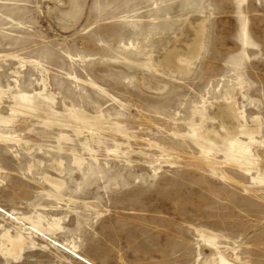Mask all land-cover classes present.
Segmentation results:
<instances>
[{"label": "rangeland", "instance_id": "1", "mask_svg": "<svg viewBox=\"0 0 264 264\" xmlns=\"http://www.w3.org/2000/svg\"><path fill=\"white\" fill-rule=\"evenodd\" d=\"M3 2L0 53L27 63L0 61V127L33 147L0 142V204L61 217L64 229L35 236L39 245L17 262L0 255V264H87L78 253L95 264H201L211 239L221 250L237 246L226 250L236 264H264V183L223 163L225 148L209 146L210 158L194 140L202 125L225 132L216 112L234 86L248 118L261 117L264 138V0ZM202 21L190 71L162 64L173 46L186 51ZM45 78L57 105L37 94ZM23 91L48 111L3 124ZM75 107L95 133L55 120ZM59 143L63 153L51 147ZM47 174L66 180L61 193Z\"/></svg>", "mask_w": 264, "mask_h": 264}, {"label": "bare ground", "instance_id": "2", "mask_svg": "<svg viewBox=\"0 0 264 264\" xmlns=\"http://www.w3.org/2000/svg\"><path fill=\"white\" fill-rule=\"evenodd\" d=\"M0 3H4L3 0H0ZM195 30L194 34H196V38L194 42L187 43L186 51L181 50L176 47L177 45H175L172 49L166 52L161 60V63L167 68L177 71L178 73L184 74L190 71L192 63L191 59L199 53L201 48L199 45H201L202 41L204 22H199L197 27H195ZM11 55L15 56L14 54L0 53V61ZM15 57L20 60L21 67L26 65L27 59L24 57ZM35 63L43 65L40 61H35ZM1 67L2 66L0 65V69ZM14 73L17 77L20 74V71L16 69ZM47 80L48 79L46 78L44 79L43 88L42 90L37 91V94L42 98L44 103L49 102L50 106L57 105V95L54 92L49 91ZM143 81L149 82L147 78H144ZM0 89L2 88L0 87ZM237 94V87L234 86L227 89L223 97L224 105L220 106L216 112V117L221 120L220 124L225 132L217 129L215 126L206 128L202 125L194 131V136H196L194 137V140L199 146H201L203 149L202 151L206 152L210 158L212 153L209 146L215 148H225L228 153L223 163L229 164L233 168H239L245 174L256 171V175L253 176V180L258 184L264 183V138L261 136L263 131V122H261L262 120L259 115L251 119L248 118L246 111L243 109V105L237 97H235ZM35 97L36 96L33 93L23 91L21 104L19 107L12 108L13 110L10 111L12 114L10 121L5 120V123L3 124L8 125L7 123L11 122L10 125L17 126L19 124L16 119L18 116L32 117L36 114L46 113L48 109H46L43 104L42 106L36 103ZM4 102V94L3 91L0 90V108ZM72 110L74 111H71L70 116H60L55 120L62 125H71L72 123H76V125H78L77 129H80L83 124L86 125L88 129H91L92 133L97 131L98 126L90 123L89 118L84 116L79 108L75 107ZM52 112L56 113L57 111L52 110ZM203 118L202 123L208 117L204 116ZM56 138L58 142H62L66 139V136L63 131L57 130ZM203 140H205L204 142L208 145L205 144ZM8 141H13L19 145H25L29 151H31L30 149L33 147V145L31 146L30 144L32 140L20 138L17 134L5 133L4 129L0 127V142ZM51 147L54 152L63 153L65 151V148L61 143L56 146L51 145ZM81 155L80 151H73V156L76 157V161L80 165L84 163ZM63 165V159L55 160L52 163V166L59 171ZM222 176L227 179L233 178L226 173ZM45 180L55 189V191L60 193L67 185L64 178L53 176L51 174H47L45 176ZM0 211V215L3 216V219L9 220V225L0 222V255L8 261L17 262L23 257L24 252L26 251L25 249L35 246L37 247L39 243L35 236H42L45 240L49 239V237L50 239H54L53 235L58 234L64 229L61 217H53V221H50L44 218L41 213L31 215L8 211L2 207L1 204ZM2 212L5 215L2 214ZM48 228L50 230H48ZM53 242H56L55 244L57 245L58 241L53 240ZM208 242L212 245V251L204 254L205 257L201 261V264H236L229 258L228 255H226V250L232 249L234 252H237V246H227L225 249L221 250L219 247L222 246L216 245L217 243L215 242V239H211ZM58 244L60 243L58 242ZM76 247L77 245L73 244L71 249L78 253ZM77 255L79 260H82L87 264H95L92 260L79 253ZM237 257L238 256H236V258Z\"/></svg>", "mask_w": 264, "mask_h": 264}]
</instances>
